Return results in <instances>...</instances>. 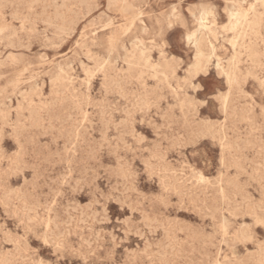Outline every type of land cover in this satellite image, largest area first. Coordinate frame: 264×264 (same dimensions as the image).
<instances>
[{
  "label": "rangeland",
  "instance_id": "rangeland-1",
  "mask_svg": "<svg viewBox=\"0 0 264 264\" xmlns=\"http://www.w3.org/2000/svg\"><path fill=\"white\" fill-rule=\"evenodd\" d=\"M67 1L0 0V264H264V0Z\"/></svg>",
  "mask_w": 264,
  "mask_h": 264
},
{
  "label": "bare ground",
  "instance_id": "bare-ground-1",
  "mask_svg": "<svg viewBox=\"0 0 264 264\" xmlns=\"http://www.w3.org/2000/svg\"><path fill=\"white\" fill-rule=\"evenodd\" d=\"M52 1V3H53V0H51ZM60 1V0H59ZM63 1V0H62ZM69 1V0H68ZM68 1H67V3H68ZM74 1H77V0H74ZM73 1V2H74ZM79 1V0H78ZM81 1H83V0H81ZM66 2V1H65ZM65 2H64V4H65ZM80 2V1H79ZM86 2V1H85ZM46 3V2H45ZM81 3V2H80ZM84 3V2H83ZM112 3H113V5L116 7V8H118L121 12H122V14H123V16L125 17V19H126V21H128V22H133L135 19H136V17H138V13H137V11L134 9V4L133 3H131V2H129L128 0H112ZM30 4V3H29ZM37 4V3H36ZM64 4H63V6H64ZM70 4V3H69ZM75 4V3H74ZM84 4H87V3H84ZM68 6V5H67ZM66 6V7H67ZM73 6V5H72ZM84 6V5H83ZM108 6V5H107ZM35 7V6H34ZM60 7H62V6H60ZM59 6L57 7L58 9H56V10H59V8H60ZM71 7V6H70ZM80 7H81V5H80ZM65 8V7H64ZM63 8V9H64ZM75 8V7H74ZM106 8V7H105ZM89 9V8H88ZM23 10H25V9H23ZM43 10V9H42ZM85 10V9H84ZM83 10V11H84ZM55 12H57V11H55ZM68 12V11H67ZM36 13V12H35ZM64 13V12H63ZM85 13V12H84ZM43 14V13H42ZM77 14V13H76ZM75 14V15H76ZM79 14V13H78ZM77 14V15H78ZM94 14V13H93ZM59 14H57V16H58ZM67 15V14H66ZM203 15V17H204V20H206L207 19V15H208V13L207 12H205V13H203L202 14ZM201 15V16H202ZM230 18L232 19V23H233V28H235V27H242V28H249V29H252L253 27H255V26H257L258 24H259V19H256V18H250V14H249V12H247V11H245V10H243L241 7H237V8H235L234 10H231L230 11ZM79 16H81V15H79ZM63 17V16H62ZM83 16H81L80 18H82ZM78 18V17H77ZM140 18V17H139ZM49 19V18H48ZM61 19V18H60ZM200 19H201V17H200ZM52 20V19H51ZM55 20V19H54ZM56 20H58L57 18H56ZM67 20V19H66ZM83 20V19H82ZM63 21V20H62ZM65 21V20H64ZM42 23H43V21H42ZM65 24V23H64ZM53 25V24H52ZM85 25V24H84ZM70 26V25H69ZM72 26V25H71ZM1 28V27H0ZM63 28V27H62ZM206 28H208L207 27V25L204 23V25L203 26H201L200 25V29H206ZM18 29V28H17ZM63 29H65V28H63ZM200 29H199V31H200ZM59 30H61V29H59ZM16 31V30H15ZM69 31H72V30H69ZM82 31V30H81ZM62 32V31H61ZM66 33V32H65ZM96 33V32H95ZM200 33H201V31H200ZM94 35V34H93ZM68 37V36H67ZM192 38L194 39V43H195V45H196V47H197V51H198V58H200V59H202V58H204L205 57V54L202 52V50L200 49V46H199V44H200V41H201V38H199V36L197 35V32H194L193 34H192ZM75 42V41H74ZM62 44V43H61ZM126 57V56H125ZM11 64V63H10ZM13 64V63H12ZM82 70V69H81ZM235 75H236V72H235V70H232L230 73H228L227 74V76H228V78L231 80H235ZM50 82V81H49ZM194 87H195V85H193ZM25 100V99H24ZM136 100V99H135ZM231 103V102H230ZM6 105V104H5ZM4 105V106H5ZM9 105V104H8ZM128 109V108H127ZM128 112V111H127ZM16 114V113H15ZM129 114V113H128ZM65 116V115H64ZM67 118V117H66ZM78 118V117H77ZM72 120V119H71ZM120 122V121H119ZM135 122V121H134ZM24 124V123H23ZM22 124V125H23ZM115 125V124H114ZM117 125V124H116ZM109 126V125H108ZM107 129V128H106ZM116 131V130H115ZM114 131V132H115ZM79 133V132H78ZM77 133V134H78ZM116 133V132H115ZM200 133V132H199ZM139 137H141V136H139ZM77 138V137H76ZM105 138V137H104ZM113 138V137H112ZM116 138V137H115ZM159 139V138H158ZM56 140V139H55ZM70 140V139H69ZM61 141V140H60ZM76 141V140H75ZM105 142V141H104ZM73 144V143H72ZM74 145V144H73ZM117 145V144H116ZM71 147H73V146H71ZM118 147V146H117ZM221 147V146H220ZM23 148V147H22ZM222 148V147H221ZM144 149H146V148H144ZM68 152H69V150H68ZM130 152V151H129ZM220 155V154H219ZM72 159V158H71ZM156 159H157V157H156ZM155 159V160H156ZM14 160V159H13ZM11 162V161H10ZM221 162H223V161H221ZM220 163V162H219ZM143 166H146V165H143ZM17 168V167H16ZM264 169V168H263ZM21 172V171H20ZM144 172V171H143ZM124 173V172H123ZM201 174L202 173H200V176H201ZM123 177V176H122ZM147 177V176H146ZM202 177V176H201ZM200 177V179H202ZM224 178V177H223ZM24 179V178H23ZM66 179H67V177H66ZM198 181H200V180H198ZM50 182V181H49ZM64 182H65V180H64ZM75 184V183H74ZM85 186V185H84ZM210 186H212V185H210ZM72 190V189H71ZM21 191V190H20ZM48 191V190H47ZM94 191V190H93ZM136 191V190H135ZM11 192V191H10ZM60 193V192H59ZM257 194V193H256ZM122 195V194H121ZM258 195V194H257ZM259 196V195H258ZM101 197V196H100ZM56 198V197H55ZM223 199V198H222ZM246 201V200H245ZM67 202V201H66ZM54 203V202H53ZM88 203H89V201H88ZM117 205V204H116ZM27 207V206H26ZM127 207V206H126ZM107 208V207H106ZM105 208V209H106ZM69 209V208H68ZM104 209V210H105ZM73 210V209H72ZM122 210V209H121ZM23 211V210H22ZM31 212V211H30ZM32 213V212H31ZM50 214H52V213H50ZM27 217H29V215L27 216ZM18 218V217H17ZM106 218H108V217H106ZM32 220V219H31ZM49 220V219H48ZM116 220V219H115ZM30 220H28V222H29ZM31 223H32V221H31ZM81 223V222H80ZM70 224H71V222H70ZM84 224V223H83ZM213 226V225H212ZM162 229V228H161ZM88 230V229H87ZM117 230H119V229H117ZM98 231H100V230H98ZM106 232V231H105ZM112 232H113V230H112ZM162 232H163V230H162ZM69 233V232H68ZM123 233V232H122ZM124 234V233H123ZM130 234V233H129ZM112 235V234H111ZM135 235V234H134ZM124 237H126V236H124ZM33 238V237H32ZM111 238H113V237H111ZM147 238V237H146ZM103 238H101V240H102ZM237 239H239V238H237ZM11 240V239H10ZM45 240H46V238H45ZM96 240V239H95ZM100 240V239H99ZM105 240V239H104ZM156 240V239H155ZM113 241V240H112ZM116 241V240H115ZM167 241V240H166ZM98 242V241H97ZM126 242V241H125ZM147 243V242H146ZM62 244V243H61ZM25 245V244H24ZM23 245V246H24ZM87 245V244H86ZM136 245V244H135ZM164 245V244H163ZM90 246H88V248H89ZM113 247H114V245H113ZM166 247V246H165ZM101 249V248H100ZM127 249V248H126ZM125 249V250H126ZM18 250V249H17ZM174 250V249H173ZM165 251H166V248H165ZM93 253V252H92ZM172 253V252H171ZM75 254V253H74ZM166 254V253H165ZM175 254H176V252H175ZM167 255V254H166ZM1 256V255H0ZM160 256V255H159ZM164 257V256H163ZM41 258V257H40ZM161 258V257H160ZM170 259V258H169ZM23 260V259H22ZM83 260H84V258H83ZM165 260V259H164ZM41 263V262H40ZM48 264V263H47Z\"/></svg>",
  "mask_w": 264,
  "mask_h": 264
},
{
  "label": "snow or ice",
  "instance_id": "snow-or-ice-1",
  "mask_svg": "<svg viewBox=\"0 0 264 264\" xmlns=\"http://www.w3.org/2000/svg\"><path fill=\"white\" fill-rule=\"evenodd\" d=\"M199 23H200V25H201V26H203V25H204V23H205V20H204V17H203V15L201 16V19H200ZM185 24H186V25H188L189 27H191V24H190V22H188V21H185ZM191 39H192V34H189V35H188V40H189V41H191ZM45 243H47V241H45Z\"/></svg>",
  "mask_w": 264,
  "mask_h": 264
}]
</instances>
